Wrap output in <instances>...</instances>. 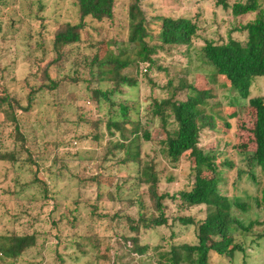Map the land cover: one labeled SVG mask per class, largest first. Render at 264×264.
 Listing matches in <instances>:
<instances>
[{
  "label": "rangeland",
  "instance_id": "rangeland-1",
  "mask_svg": "<svg viewBox=\"0 0 264 264\" xmlns=\"http://www.w3.org/2000/svg\"><path fill=\"white\" fill-rule=\"evenodd\" d=\"M227 1L233 4L239 0ZM74 2L0 0V97L8 89L28 103L30 86L44 82L47 64L56 56L52 47L56 31L65 23L79 22ZM128 2L118 0L113 20H87L82 41L63 49L61 65L48 71L54 79H71L61 91L37 94L36 104L24 119L30 154L38 162L32 169L40 167L39 178L47 182L48 194L38 185L22 191V184L32 180L35 173L30 165L12 164L8 153L17 146L12 129L3 120L2 112L8 107L1 108L0 234H36L37 246L25 252L18 264H142L132 252L134 234L127 217L138 212L136 196L145 193L147 197L148 185L138 186L140 181L134 179L141 160L152 163L158 172L162 193L175 196L199 175L217 178L223 196L247 204V210L232 209L245 225L254 222L245 236L242 230L234 232L246 253L237 252L229 258L213 252L209 264H264V206L258 205L264 169L251 161L257 149V114L249 103L252 97H264V77L253 78L250 97L243 99L216 71L205 52L208 40L223 43L233 37L246 42L248 33L239 28L256 15L236 18L231 8L218 5L219 0H143L153 35L147 40L152 45L158 43L163 16H187L199 26L191 44L159 47L152 55L154 63H150L140 61L137 49L127 43ZM260 4L264 7V0ZM94 55L97 66L90 64ZM117 59L128 60L129 65L119 68L114 62ZM42 74L43 79H38ZM123 76L135 83L125 84L122 96L117 93L115 99L132 108L131 122L124 121L118 106L109 108L92 95L95 89L114 86ZM187 85L210 94L201 106L212 116L213 126L203 129L198 145L172 164L160 153V141L166 136V128H172V120L168 118L165 126L161 117H153L152 110L155 100L196 96V91L183 89ZM113 115L119 125L113 127L120 133L111 136L107 125ZM137 121L142 130L147 127L152 131L151 141L139 136L142 132ZM200 153L205 159L202 164L198 162ZM126 156L129 162L122 169L117 162ZM27 157L23 160L29 161ZM181 205L178 197L164 201L171 221L146 234L145 243L170 249L175 243L195 242L196 226L175 224L174 219L193 216L201 222L207 206L182 209ZM171 230L177 233L176 238L170 236ZM150 256L153 252L144 258ZM0 264L8 263L0 260Z\"/></svg>",
  "mask_w": 264,
  "mask_h": 264
},
{
  "label": "trees",
  "instance_id": "trees-1",
  "mask_svg": "<svg viewBox=\"0 0 264 264\" xmlns=\"http://www.w3.org/2000/svg\"><path fill=\"white\" fill-rule=\"evenodd\" d=\"M128 22H127V43L135 47L140 61L154 63L152 55L162 47H181L192 43L194 37L199 31L198 24L187 16L161 17V27L157 37L158 43L152 45L148 37L153 38L147 26V17L143 9V0H128ZM118 0H75V5L79 12V22L76 24L65 23L60 27L52 41V47L56 56L46 67V79L42 84L30 86L31 92L28 96V103H23L20 99L5 90V94L0 97V113L3 106L8 107L3 120L7 127L12 129V135L16 144V150L12 149L10 157L12 164L21 163V166L30 165L31 171H34V178L27 183L22 184V191L30 185H38L48 194V184L45 180L39 178L37 167L32 169V165L38 166L34 162L28 145V134L24 131V119L32 111L36 104L37 94L43 91H61L63 84L71 79H54L48 73L49 70L61 65L64 52L69 45L80 43L83 32L87 26V20L92 18L97 21L113 20ZM218 5L224 8H231L234 17H240L250 13L255 14V18L243 24L239 29L248 33L246 42L230 37L227 42L217 43L212 40L206 41V57L215 66L216 71L225 76L231 83L232 88L237 90L239 97L248 99L251 94V84L253 78L264 77V7L260 0H239L229 4L227 0H219ZM238 29V30H239ZM133 47V48H134ZM119 68L129 65L128 60H114ZM97 55L91 57V66H97ZM93 75L92 68L90 70ZM38 79H43V74ZM77 79V78H75ZM135 81L129 80L127 76L116 79L114 86L105 89H95L92 95H95L99 102L104 101L109 108L118 106L124 121L131 122L130 110L132 108L128 103L116 101L115 96L121 95L125 84L134 85ZM183 89H192L197 92L196 96L188 95L185 100H174L166 98L154 101L152 110L153 117H161L164 125L167 126V119L172 120V128H166V136L160 141V153L172 164L180 160L183 153L196 147L200 142L202 130L213 126V118L202 109L201 104L210 94L197 90L191 85L182 86ZM249 103L256 109L257 120L254 128V134L257 143L256 152L252 155L253 165L264 169V97L256 96L249 99ZM114 113L117 114V111ZM112 118L107 125L111 136L119 135L117 120ZM140 137L145 141L152 140V131L149 128L141 127L140 121H137ZM114 126V127H113ZM113 127V128H112ZM139 137V138H140ZM27 160H23L25 155ZM126 155V154H125ZM129 157V156H128ZM127 156L121 159L122 169L127 165L129 158ZM120 159V158H118ZM136 160V159H135ZM204 157L199 154V164L204 163ZM137 162V160H136ZM135 180H139L137 185H148L147 197L141 193L137 198V214H128V221L131 232L134 234L132 241L133 255L138 256V260L148 264H209V255L215 252L220 256L229 258L235 257L237 252L246 253L244 246L237 241L234 232L242 230L245 236L247 231H251L254 222L250 225L239 220L232 212L234 206L247 210V204L238 200L232 202L223 196L217 178L200 177L196 175L194 182L187 189L180 191L175 196L168 192L162 193L160 190V178L155 171L152 163H146L139 160L137 162ZM97 179V178H96ZM16 185H19L17 179ZM179 198L182 209L207 206V214L203 221L195 219L193 216H178L174 220L183 226H196L195 242H181L172 244L170 249H164L160 245L152 247L150 243H145L143 237L152 231H157L165 227L171 221L165 212L164 201L167 198ZM148 199V200H147ZM259 206H264V186L262 188V199L258 200ZM174 229V226H172ZM171 235L176 238V232L171 230ZM241 236V235H240ZM165 239V238H164ZM162 237V241L164 240ZM37 237L35 233H1L0 234V260L2 263L18 264L25 252L37 246ZM153 252V256L144 258ZM144 258V259H143ZM61 262L64 260L60 257ZM143 259V260H142ZM149 260V261H148ZM152 261H155L154 263ZM140 264V263H138Z\"/></svg>",
  "mask_w": 264,
  "mask_h": 264
}]
</instances>
